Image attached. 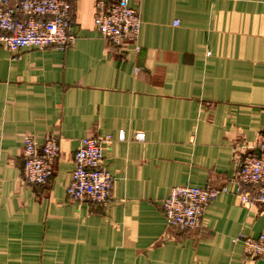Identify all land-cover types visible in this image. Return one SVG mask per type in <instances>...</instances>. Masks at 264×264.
Returning a JSON list of instances; mask_svg holds the SVG:
<instances>
[{"label":"crops","instance_id":"crops-1","mask_svg":"<svg viewBox=\"0 0 264 264\" xmlns=\"http://www.w3.org/2000/svg\"><path fill=\"white\" fill-rule=\"evenodd\" d=\"M96 1L74 0L65 50L0 44V264H264L233 242L264 235V213L241 206L234 183L264 134V0H129L140 31L121 46L96 30ZM49 135L53 176L31 187L24 138ZM104 136L111 201L74 203L73 154ZM207 184L227 192L201 226L168 228L169 191Z\"/></svg>","mask_w":264,"mask_h":264},{"label":"built area","instance_id":"built-area-1","mask_svg":"<svg viewBox=\"0 0 264 264\" xmlns=\"http://www.w3.org/2000/svg\"><path fill=\"white\" fill-rule=\"evenodd\" d=\"M235 1V0H226ZM74 0H0V44L9 52L20 49L65 50L75 42L70 27ZM93 22L100 36L114 46L136 42L140 31L138 11L129 0H97ZM178 25V21L174 22ZM142 141L143 134L136 133ZM118 140H124L123 132ZM112 143L110 136L85 137L73 154V170L66 189L70 201L90 202L101 208L111 201L113 176L104 166V150ZM59 155V141L54 135L39 143L26 136L23 145L22 176L31 187L46 186L54 173V161ZM235 195L243 207H258L264 213V134H259L252 151L243 156L234 177ZM225 186L207 184L204 188L178 186L169 191L162 202V211L168 228L194 231L201 226L207 206ZM233 242H241L248 260H264V235L251 238L239 235Z\"/></svg>","mask_w":264,"mask_h":264}]
</instances>
